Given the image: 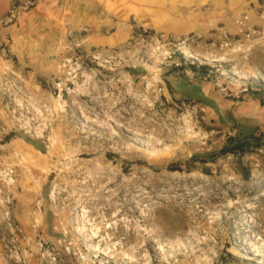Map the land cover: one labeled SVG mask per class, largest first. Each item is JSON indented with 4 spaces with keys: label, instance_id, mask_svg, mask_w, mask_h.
Here are the masks:
<instances>
[{
    "label": "rangeland",
    "instance_id": "obj_1",
    "mask_svg": "<svg viewBox=\"0 0 264 264\" xmlns=\"http://www.w3.org/2000/svg\"><path fill=\"white\" fill-rule=\"evenodd\" d=\"M26 1L0 0V264H264V147H240L264 130V0L185 37L142 25L146 0L6 26Z\"/></svg>",
    "mask_w": 264,
    "mask_h": 264
},
{
    "label": "crops",
    "instance_id": "obj_2",
    "mask_svg": "<svg viewBox=\"0 0 264 264\" xmlns=\"http://www.w3.org/2000/svg\"><path fill=\"white\" fill-rule=\"evenodd\" d=\"M72 0H55V2H46L42 4L39 11L43 7L50 5L51 12L53 16L58 18L62 13L63 9L59 7L61 4H66V8L70 11V2ZM115 2H122V0H113ZM243 0H163L157 3L155 0H146V19H142V25H152L154 23L155 17H161L163 22L154 24L158 27L160 31L176 37L185 36H201L206 35L210 32H216L220 29L228 30L232 27L226 25L228 24L225 20L226 17L235 13V2ZM226 2L225 15L221 13L220 6ZM117 6H114V12L118 11ZM91 10V8H90ZM89 9L79 10L76 7H71V12L73 17H78L83 14L87 16L86 13L90 14ZM223 15V16H220ZM30 18V15H25ZM21 17H19L20 20ZM25 20V17H22ZM94 18V17H93ZM221 21H225L226 24H220ZM94 23V21H93ZM223 23V22H222ZM95 26L102 28L104 31L110 30L111 28L118 29V33L115 36L101 35L97 38V42L104 45L118 44L122 41L124 36H126L128 30H124L122 23L116 22L114 20H105L102 22L94 23ZM108 27L109 29H106Z\"/></svg>",
    "mask_w": 264,
    "mask_h": 264
},
{
    "label": "trees",
    "instance_id": "obj_3",
    "mask_svg": "<svg viewBox=\"0 0 264 264\" xmlns=\"http://www.w3.org/2000/svg\"><path fill=\"white\" fill-rule=\"evenodd\" d=\"M190 69L196 74V75H200V76H206L208 74V72L210 71V66L208 65H198V64H191ZM191 86L187 85L186 90L182 93V96L185 100H192V99H203L201 98V96H196L198 93L195 92V90H192L190 88ZM196 96V97H193ZM201 101V100H200ZM205 101H208L207 98H205ZM12 135L7 136L6 141H9L11 139ZM252 143H254L257 147H264V130L261 131L258 135L252 134L250 136L247 137V140L244 141L241 144V149H248V147H250V145H252ZM40 150L43 151V149L40 148ZM229 152L231 153H237L238 152V148L237 146H233ZM193 161H197L198 158H193ZM173 171H176L177 169L174 168H170Z\"/></svg>",
    "mask_w": 264,
    "mask_h": 264
},
{
    "label": "built area",
    "instance_id": "obj_4",
    "mask_svg": "<svg viewBox=\"0 0 264 264\" xmlns=\"http://www.w3.org/2000/svg\"><path fill=\"white\" fill-rule=\"evenodd\" d=\"M37 4L38 0H27L26 2H24L22 7L14 5L8 14L7 20L5 21V25L10 26L17 23L20 8L27 11L35 7Z\"/></svg>",
    "mask_w": 264,
    "mask_h": 264
}]
</instances>
